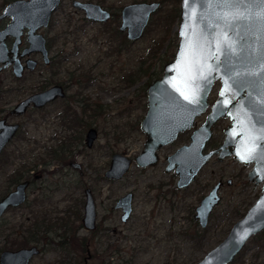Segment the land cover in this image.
Here are the masks:
<instances>
[{
	"label": "rangeland",
	"instance_id": "374dc122",
	"mask_svg": "<svg viewBox=\"0 0 264 264\" xmlns=\"http://www.w3.org/2000/svg\"><path fill=\"white\" fill-rule=\"evenodd\" d=\"M4 1L0 0V12ZM74 1L100 4L120 14V9L128 5L162 0H63L52 27L45 33L46 38L55 41L52 57L70 55L68 65H81L84 71H93V75H96L97 83L93 85L89 95L93 94L102 106L101 115L94 118L87 116L93 123L85 126L84 131L95 126L99 137L94 149L89 150L84 146V153L77 160L83 167L86 186L95 190L99 229L96 235L80 229V218L75 217V214L79 211V216L83 215L80 202L82 199L84 201V194L76 184V180L81 178L79 173H72L62 179L56 201L62 200L63 203L59 206L63 210L71 209L75 214L65 218L54 229L50 238L56 244L45 246L41 243L44 252L32 264L83 263L86 257L83 237L92 242V254L96 251L98 253L96 259L93 256L91 264H102L105 258L108 259L112 253L117 254L118 250L126 260L135 255L131 264H196L227 236L232 225L246 214L261 195L262 185H255L248 179L252 164L245 167L232 157L222 161L213 157L202 168L192 185L185 190H176L177 177L164 173L165 158L187 143L193 132L189 130L160 150L159 163L155 167L140 169L133 165L124 178L114 184L103 179L114 154H125L133 159L142 151L145 137L139 129V122L146 112L144 89L151 73H159V79L162 77L166 60L175 53L179 22L171 26L164 44L159 48L156 45L164 36V15L174 8L180 9V0H164L143 36L130 44L125 42L124 35H118L120 21L113 20L106 26L89 22L84 13L73 7ZM44 74L43 71L35 74V86L42 81L41 76ZM130 78L132 82L128 83L126 80ZM0 79L3 80V87L15 86L9 72L0 76ZM217 87L218 85L211 95L212 100L217 98L214 94ZM6 100L8 97L4 100L3 108L8 109L15 98ZM106 104L109 105L108 109ZM52 110L55 111L54 108ZM205 113L195 120V129L204 123ZM41 115L35 117L39 124L32 120L24 132L29 141L33 138L32 141L19 145L25 154L33 147V141H38L43 147L47 144L46 138L60 133L58 125L43 124ZM229 125L228 120H219L212 127V142L219 145L224 139L222 129ZM14 172L15 146L12 145L0 162V196L10 185ZM59 177L57 175L53 179L58 180ZM218 181L223 183L219 190L221 201L209 216L206 228L201 229L197 221L193 220L194 209ZM227 181L231 182L230 186L226 185ZM127 193L133 194V212L130 219L123 223L120 221V212L114 207L116 201ZM23 212L25 216L22 212L15 213V210L4 216L0 253L7 249L15 250V222L18 219L24 222L28 217L27 210ZM196 228L204 232V237L199 238L196 245L188 239L176 237L179 229H188L192 233ZM75 233L80 240L75 239ZM262 233L251 238L231 264H264ZM72 238L75 239L74 242ZM67 240L69 245L65 249L63 244L66 245ZM120 259L117 255L112 258L117 263Z\"/></svg>",
	"mask_w": 264,
	"mask_h": 264
},
{
	"label": "water",
	"instance_id": "95a60500",
	"mask_svg": "<svg viewBox=\"0 0 264 264\" xmlns=\"http://www.w3.org/2000/svg\"><path fill=\"white\" fill-rule=\"evenodd\" d=\"M61 2L62 0H18L5 8L0 21L9 17L11 23L5 31L0 33L2 41L0 42V64H3L4 68L10 67L13 63L9 58L6 39L15 36L17 46L21 43L25 30H28L31 45L26 54L41 52L47 58L44 36L37 32L49 27L52 16L58 10ZM73 7L84 12L86 18L91 22L107 23L111 18L109 12L93 4L76 1ZM158 9V4H137L125 7L120 15V32L126 33V38L129 41H138L148 27L152 15ZM179 10L178 44L173 59L163 67L162 77L149 84L146 89L147 111L140 123V131L146 138L143 150L133 160L123 154L114 155L105 178L115 182L122 180L130 171L132 164L140 169L155 167L159 160L158 151L172 144L179 134L193 128L195 120L207 111L208 97L212 87L216 82L220 83L218 99L212 106L205 122L193 131L188 145L182 146L165 159L164 172L165 174L173 173L177 177V190H185L192 185L206 163L216 155L218 161L232 157L236 162L245 166L255 164L248 179L255 185H262L261 195L246 214L232 225L227 236L196 263L231 264L251 238L264 232V146L255 143L257 137L249 129L247 119L243 121L237 119L235 109L238 105L236 100L240 92H236L234 97L232 95V75L240 79L241 73H260L261 71L260 58L264 53V20H261L257 14L264 11V4L260 0H245L243 5L229 8L218 5L214 0H180ZM237 11L245 16L241 27V34L245 38L243 43L247 49L245 58L235 68L228 69L231 75H226L223 70L213 72L207 65L201 71L199 66L192 61L193 50L199 38L202 36L203 40L200 42L207 46L208 41H213L214 37L222 31L231 32L234 36L235 32H232V29L220 17L225 14L231 17ZM182 52L183 55H181ZM214 59L210 60L209 64L213 63ZM15 69L17 73L23 70L18 66V63H16ZM209 75L214 78L205 84L204 79ZM258 78V76L243 77V89L254 87L255 80ZM51 94L52 92H48L32 97L23 105L31 102H34L36 106L44 104ZM249 97L250 95L245 98L248 102ZM222 101H224L223 106L221 105ZM226 118L231 124L224 132L223 145L218 150L204 154L205 145L212 136V127L220 119ZM0 129H3L0 132L1 156L14 138L17 127L5 126L2 122ZM238 134L242 135V138L236 140ZM97 136L96 130L89 132L88 144L90 147ZM227 147H234V149L227 150ZM220 186V183L215 185L194 210L193 220L197 221L201 229L206 228L209 216L221 201ZM17 198L20 199L18 203H23L25 200L22 187L18 189L17 193L14 191L0 201V219L9 208L18 204L15 203ZM131 201L132 194H127L116 204V209L122 211L121 222L123 223L128 221L132 213ZM97 220L95 200L91 192L87 191L83 219L84 229L89 232L96 231ZM39 253L37 248L18 252L6 251L1 255L0 263L29 264L31 259L38 256ZM91 260L92 255L88 251L87 258L80 264H90Z\"/></svg>",
	"mask_w": 264,
	"mask_h": 264
},
{
	"label": "flooded vegetation",
	"instance_id": "af4514ba",
	"mask_svg": "<svg viewBox=\"0 0 264 264\" xmlns=\"http://www.w3.org/2000/svg\"><path fill=\"white\" fill-rule=\"evenodd\" d=\"M16 1L18 0H5L4 1L5 3L3 4V8L0 12V17L3 15L5 8L9 4H12ZM163 2L164 0L160 2L153 1L150 3L143 1L128 6L137 5V4H158L159 5L158 11H159ZM62 3L63 0L58 10L53 14L49 27L46 29H41L40 31L37 32V34L44 36L45 48L48 53L47 58H45L41 52H32L26 54V51L30 50L31 45L28 37V30H25L23 32L21 43L19 45L16 46L17 43L15 36H10L5 41L7 49L9 51V58L13 61L12 65L8 68H4L3 64H0V76H2L4 73L9 72L15 82V86L6 88L2 86L3 80L0 79V123L3 122L5 126L12 125L17 127V131L15 133L14 138L7 145V147L0 156V162H1L3 157L5 156V153L8 152V148L12 145L15 146V172L13 173L12 179L10 180V185L7 187L6 191L0 196V201H2L4 198H6L14 191L15 193H17L20 187L23 188V192L25 194L24 202L18 203L20 199L19 198L15 199V203L18 204H16L15 207L9 208L0 219V233L1 234L3 233L2 228L4 225L2 224V220L9 211L15 210V213L22 212L23 216H25L23 211L27 210V215H28L27 219L24 220V222L21 221L20 219H18V221L15 222V250H10V249L3 250L0 253V258L1 255L6 251L18 252L25 249L37 248L40 253L38 256L33 257L29 264H32L35 259H37L43 254L44 249L41 247V243H44L45 246L54 243V241L50 237L55 232L54 229H56V226L59 223H63L66 220L65 218H68V216L70 218V216L72 217L75 214L71 209H69V211L68 209L63 210L59 206V204L63 203L62 200L56 201V196L62 187L61 182L63 178H67L68 176L72 175V173H79L81 177L80 179L76 180V184L78 187H80V189L83 190V194H84V201L82 199V201L80 202L82 205L83 215L79 216L78 213L79 211H77L75 214V217L78 216V218H80L79 220L81 222L80 224L81 231L85 230L83 226V219L85 216L87 191L91 192V195L95 200V196H94L95 190L92 187L86 186L83 177L84 175L83 167L81 166V164L78 163L77 158L81 157L82 154L84 153V146L89 150L94 149L95 143L99 137V132L97 128H94L95 126L89 127L85 131H84V127L91 126V123H93L91 122L90 118H88L87 116H91L94 118V117H99L101 115L102 106L99 104V102L96 100L93 94L89 95L90 94L89 91L93 88V85L97 83L96 75H93L94 74L93 71L92 72L84 71L83 66L77 64L69 63L68 65L70 55L65 56L64 54H62V56L59 55V57L51 56L52 49L54 48L53 43L55 45V41L46 38L45 33L49 30V28L52 27L54 23L55 15L61 9ZM82 3H89L99 6L103 10L111 14V18L107 23L92 22L102 26H106L116 19L120 21L121 11L125 8L123 7L122 9H120L119 12L120 14H118L112 12L110 9L104 8L100 4H95L92 2H82ZM155 14H153L152 17ZM10 23H11V19L9 17L2 19L0 21V33L5 31ZM120 34L125 36L126 43L129 44L133 43L126 38V33L120 32V27H119V35ZM0 42L2 41L0 40ZM16 63H18V66L22 67L23 69L22 72H18V73L16 72L15 69ZM41 68H43V70H40ZM40 71H43L45 74L41 76L42 81H40L38 85L35 86L34 77L35 74H37V72ZM126 81L128 82V79ZM217 85L218 87L216 88V91L214 93L217 98L214 97V99L212 100L211 95L213 94V90ZM146 89L147 86L144 89L145 96H146ZM220 89H221L220 83L216 82L212 87V90L208 97V108L204 115L205 119L210 114L212 106L217 101ZM48 92H52V94L44 104H40L36 106L34 102H31L30 104L23 105L30 98ZM248 95L251 96L252 101L256 102L257 105L259 104L262 95H264V92H261L259 78L255 80L254 87L249 89L244 88V90L240 91L239 95L237 96L236 103L238 105L235 111L238 116L237 119L239 120L242 119V121L246 119V114L243 105L249 104V102L246 101L245 99L246 96ZM6 97H8V100L6 101H9L11 97L15 98V101L8 105V109L3 108V103ZM108 106L109 105L106 104L105 107L108 109ZM19 107L21 108L19 109ZM52 108H54L55 111H53ZM146 111H147V107H146ZM36 115L42 116L43 124L58 125L60 127V133L59 134L55 133L53 136H50L49 139L46 138L47 144H45L43 147L42 145H40L38 141L36 140L33 141V147H30L28 152L25 154L22 152V150H20L19 145L21 143H24L25 141H29L28 135H26L24 132L27 130L30 122H32L33 120L36 124H39L37 122L38 118H35ZM227 120L229 121L228 118L220 119V121H227ZM141 121L139 122V129H140ZM229 124H231L230 121ZM195 125L196 123L193 126L194 129H195ZM194 129L190 130V132L194 131ZM227 129L228 127L222 129L223 135ZM91 130H96L98 136L97 139L93 142V145L90 147L88 144V134ZM2 131L3 129H0V132ZM185 133H188V131ZM192 133L190 134V136L192 135ZM180 136L181 134L178 135V137ZM190 136L188 137L187 143H185L182 146L189 144ZM241 138L242 135L238 134L236 136V140ZM32 140L33 138L30 141ZM224 141H225V135H224V139L221 141L219 145L214 143V141L212 142L210 138V140L205 145V149L203 153L207 154L209 152L218 150L223 145ZM226 149L233 150L234 147H227ZM160 150L158 151V158H159ZM214 157L218 161V156L216 155ZM110 167H111V163H110ZM254 167L255 164L253 163L251 171L253 170ZM68 170H70V172ZM108 170L105 172V174L108 172ZM105 174L103 176V179H105L107 183L109 184L116 183L115 181L107 180L105 178ZM57 175L60 176L59 179L54 180L53 177H56ZM97 181H99L98 178ZM218 183L221 184L220 186L221 188L223 186L222 181H218L217 184ZM226 185L230 186L231 182L227 181ZM127 194H132V193H127ZM127 194H125L124 196H126ZM122 197H120L116 201V204ZM132 202H133V194H132L131 206H132ZM116 204L114 207L115 210H117ZM95 205H96V200H95ZM96 209H97V205H96ZM117 211L120 212V221H121L122 211L120 209ZM132 212H133V207H132ZM19 220L21 222H19ZM98 229L99 227L97 220L96 231L94 232H89L86 230L85 231L96 235ZM56 235H58V233H56ZM40 238H42V240H40ZM75 239L80 240L78 234L76 235ZM75 239L72 238V241L74 242ZM82 243L86 245V257L84 258L85 260L88 255V251L91 252L92 242L86 237H83ZM91 255L93 258L92 252Z\"/></svg>",
	"mask_w": 264,
	"mask_h": 264
},
{
	"label": "snow or ice",
	"instance_id": "6c2138e0",
	"mask_svg": "<svg viewBox=\"0 0 264 264\" xmlns=\"http://www.w3.org/2000/svg\"><path fill=\"white\" fill-rule=\"evenodd\" d=\"M214 2L220 6L231 8L233 6L243 5L245 0H214ZM260 2L264 4V0H260ZM257 15L261 20H264V11L258 13ZM220 19L225 21L228 27L232 29V32H235V35L233 36L231 32L225 33L222 31L214 37L213 41H208L207 46L200 42V40H203V37L201 36L193 50L192 61L199 66L201 71L203 67L207 65L213 72L223 70L226 75H231L228 69L235 68L247 54V49L243 43L245 38L241 34L242 21L245 19V16L241 12L237 11L233 13L231 17L225 14L222 15ZM181 55H183V52ZM213 58H215L214 62L209 64V61L213 60ZM260 59V73H241L240 79L232 75L233 97L236 92L244 90L242 87V78L246 76H258L261 92H264V53H262ZM213 78L214 77L212 75H209L204 79V83L207 84ZM196 102L198 103L199 99ZM223 103L224 101L221 102L222 106ZM244 111L249 129L254 132L257 137L255 143L264 146V95H262L261 101L258 105L256 102L251 100L250 96L249 104L244 106Z\"/></svg>",
	"mask_w": 264,
	"mask_h": 264
},
{
	"label": "trees",
	"instance_id": "16d2710c",
	"mask_svg": "<svg viewBox=\"0 0 264 264\" xmlns=\"http://www.w3.org/2000/svg\"><path fill=\"white\" fill-rule=\"evenodd\" d=\"M179 14H180V10L179 9H176L174 8L172 10V12L164 15L163 17V24H164V36H162L160 38V40L158 41L157 43V47L159 48L162 44H164L165 40H166V37L168 36L169 34V31H170V28L172 25H174L175 23L179 22ZM119 35V33H118ZM176 35V34H175ZM156 47V48H157ZM173 55H171L170 57H168V60H166L165 64H167L171 59H172ZM164 64V65H165ZM163 65V66H164ZM159 79V73L158 75L156 73H151V75L149 76V81L147 82V86L149 84H151L153 81L155 80H158ZM128 82L131 83L132 82V79L130 78V81L128 79ZM151 82V83H150ZM172 228V227H171ZM170 228V230H171ZM173 230V229H172ZM205 231V230H204ZM201 232V233H200ZM177 233V236L178 238H184V239H188L190 240L192 243H194L195 245L198 243V239L199 238H203L204 235L202 231H200L198 228H196V231H193L192 233L189 232V230H185L183 231L182 229H179V231L176 232ZM170 234V233H169ZM261 235H264V232L261 234ZM67 244H63L65 249H67L68 245H69V241L67 240L66 242ZM83 250H84V253L86 252V245L83 244ZM97 251L93 253V256H94V259H96V256H97ZM116 255L118 257H120L121 259L119 260V262L117 263L116 261H113L112 258L115 257L116 258ZM135 255H132V257H130L129 259H124L120 256V250L117 251V254L116 252L115 253H112L109 255V258H105L104 261L102 262V264H131V262L133 261V258H134ZM112 260V261H111ZM65 264V263H64ZM68 264H74L73 262L72 263H68ZM77 264V263H76ZM100 264V263H99Z\"/></svg>",
	"mask_w": 264,
	"mask_h": 264
}]
</instances>
